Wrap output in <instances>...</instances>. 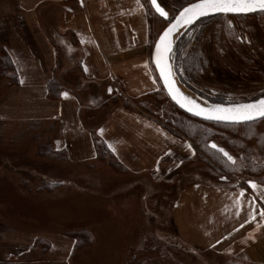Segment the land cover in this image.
<instances>
[{"label":"rangeland","instance_id":"rangeland-1","mask_svg":"<svg viewBox=\"0 0 264 264\" xmlns=\"http://www.w3.org/2000/svg\"><path fill=\"white\" fill-rule=\"evenodd\" d=\"M185 1L166 0L165 3V0H158L168 12V19L177 14L176 9L186 3ZM115 2L117 5H114ZM133 2V0L94 1L91 16L95 29L103 34L115 33L113 48L123 47L120 37L124 34L127 36L131 29L144 34L143 36L149 40L150 24L141 4L138 5L141 7V14L133 21L128 19V10L132 8ZM114 8L117 9L116 12ZM16 10V0H0V47L10 41L3 30L13 25L11 17L18 14ZM117 14L123 17V24L119 23ZM149 16L152 21L150 43L152 50L157 38L167 27L168 21L151 10ZM184 35L186 41L181 55L190 57V60L193 54L200 55L197 65H191L189 61L186 69L179 67L185 83L180 81L189 92L213 103L217 102L209 99L223 100L227 104L249 102L264 93V14L254 17L225 16L198 26L194 24L182 36ZM128 40L130 43L133 41L129 38ZM101 41L104 45V41L102 39ZM173 63L175 66V59ZM105 86L106 92L112 90L111 100L106 97L101 103L95 102V111L91 113L87 110L89 95L77 88L84 99L82 118L88 125H96L99 122L98 117H107L110 113L114 115L118 107L126 105L124 98L131 95L127 94V88L123 87L121 82L114 79L107 81ZM21 89L9 85L0 75L1 118L4 113L1 108L6 110L8 105L13 108V100L10 101L12 97L24 100V91L22 89L20 92ZM95 89L97 93L94 99L97 100L101 91ZM118 98L121 102L117 106L115 100ZM136 101L133 104L128 102L127 108L135 109L136 106L172 132L167 120L172 110L171 100H167L162 94H158V97L149 94ZM139 102L146 104L144 109L138 107ZM21 103L18 104L21 106ZM103 110L105 113H100ZM12 115L8 113V117ZM91 117H95L94 123L90 120ZM34 118L27 115L24 118L4 119L1 127L14 126L39 130V119ZM262 129L264 125L258 130ZM45 135H37L33 141L23 143L0 139V264L8 259L17 262L13 264H125L130 249L139 251L148 243L149 246L157 245L163 238L159 233L166 228V224H170L169 219H166L167 215H159L157 219L151 218L149 213L146 214L141 205L142 193L148 195L144 207L147 208V212L152 213L160 208L161 211H166L182 189L198 181H214L213 183L219 186H232L245 184L251 180L257 184V189L252 190L247 183L246 188L250 189L255 198L264 205V185L258 182L259 178H264V172L260 176L239 173L235 177L222 175L220 172L214 173L213 168L204 160H193L196 157L194 146L189 140L178 135L177 137L192 145L194 149V155L190 159L192 161H187L185 165L173 170V174L165 177L164 172L158 173L159 166H153L154 171H149L151 168L146 165L145 182L136 181L135 178L139 175L136 168L128 164L132 163L131 160L122 162L130 168L129 172L118 173L97 161L94 167L84 168L60 161L61 158L41 159L36 155L37 138ZM114 147V144H110L114 156L110 159L117 160ZM220 147L228 151L224 145ZM32 167L48 180L40 179ZM169 169L170 166L165 171ZM149 174L153 175L152 180H148ZM45 182H56L59 186L53 192L38 191L37 188ZM148 190L153 191L152 194H148ZM148 223L151 228L155 225V230H151ZM81 230L87 231L92 241L86 242L82 237L83 243L76 248L77 237L74 233ZM161 243L163 244V241ZM173 249L174 255L181 264H184V253ZM136 254L135 261H130V264H156L154 260L159 261L158 254L151 250L145 252L143 250ZM164 261L160 260L163 264H178Z\"/></svg>","mask_w":264,"mask_h":264},{"label":"crops","instance_id":"crops-1","mask_svg":"<svg viewBox=\"0 0 264 264\" xmlns=\"http://www.w3.org/2000/svg\"><path fill=\"white\" fill-rule=\"evenodd\" d=\"M94 1L16 0L18 14L15 12L17 15L11 17L13 25L3 30L10 40L3 46L15 62L20 81H24L18 87L25 94L23 101L17 97L10 99L13 108L11 105L6 110L1 108L4 113L0 117V139L12 143L29 142L52 127L51 147L64 157L60 161L84 168L94 167L97 159L91 133L81 120L84 99L77 88L89 95L87 110L90 113L95 111L97 102H103L106 97L111 100V92H106L107 81L121 82L127 94H131L124 99L131 104L159 89L150 64L148 39L131 29L127 36L120 37L123 47L113 48L115 33L103 34L95 29L91 16ZM133 1L128 10L131 21L141 14L137 0ZM116 16L123 24L121 14ZM128 38L133 41L130 43ZM51 79H56L64 87L63 92L69 95H61L57 101L49 99L47 83ZM95 88L101 91L97 100L94 99ZM115 101L120 105L119 98ZM134 108L120 106L114 115L98 117L99 122L93 127L109 148L114 144L115 156L124 167L127 168L123 163L131 160L128 164L136 168L139 175L136 181L145 182L146 165L151 168L149 171L159 166L158 173L164 172L165 177L192 161L194 149L187 147L189 142L136 106ZM8 113L13 115L8 117ZM27 115L39 119V130L1 127L4 119ZM90 120L94 123L95 117ZM168 166L170 169L165 171ZM32 168L40 179L47 178ZM127 169L125 173L130 168ZM147 178L152 180L153 175ZM213 182L198 181L186 186L166 211L160 208L147 212L144 206L148 195L141 194L146 214L157 219L159 215H167L169 219L170 224L159 233L163 238H158L182 251L184 264H264V216L260 215L264 205L246 184L219 186ZM147 192L152 194L153 191ZM148 226L155 230V225L151 228L148 223ZM13 263L17 262L3 260V264Z\"/></svg>","mask_w":264,"mask_h":264},{"label":"trees","instance_id":"trees-1","mask_svg":"<svg viewBox=\"0 0 264 264\" xmlns=\"http://www.w3.org/2000/svg\"><path fill=\"white\" fill-rule=\"evenodd\" d=\"M65 1H75V0H65ZM145 12L147 19L149 21V40H148V46H149V59L150 64L152 67L153 74L155 76L156 81L159 84V89L150 94L151 96H157L158 94H162L167 100H170L167 93L165 92L160 79L156 73V70L151 62V26L152 21L150 18V10L157 14L154 10V8L148 3V0H140ZM186 3L179 6L176 11L182 7L186 6L188 3L194 2V0H186ZM221 17H225V15H218V16H212L207 17L199 20L195 26H198L202 23H205L207 21L215 20ZM185 35L180 38V40L177 42L175 49L172 54V59H175V69L176 72L184 83V79L181 77L180 69L179 67L182 66L184 69L188 66V62L191 61V65H197L200 60L199 53L193 54L188 58V56L183 57L182 49L183 45L186 41ZM0 75L3 79H6L8 84L11 86H18L20 83L19 75L16 71V65L15 62L8 52V50L4 47H0ZM64 87L56 80L51 79L47 83V97L51 100L57 101L61 98V93L63 92ZM155 94V95H154ZM211 101L220 103V104H227L223 100H212ZM172 102V101H171ZM128 102H126L124 105L125 107H129ZM172 104V110H170V113L168 116L170 117L168 122L170 123V128L172 129V132H174L175 135H178L179 137H183L184 139H187L191 142V144L194 146L196 151V157L193 159L196 160H204L205 163L213 168L214 173L220 172L222 175H228V176H237L239 173H247L250 176H260L264 172V165H263V159H264V129L258 130L261 125H264V119L259 120L257 122H251L246 124H223V123H213V122H207L202 121L197 118H194L182 110H180L173 102ZM144 105H146L144 102H139L138 107H141L144 109ZM83 113L81 112V120L85 127L89 130L91 133V136L93 138V142L95 145L96 150V159L98 162H101L105 165H108L109 167L113 168L118 173H125L128 171L126 167H124L119 161L112 160L110 158L114 157L113 152L109 148V146L106 144V142L101 139L96 129L88 125L82 118ZM53 128L51 127L45 137H38V147L36 151V155L40 158H64L61 153L55 152L51 147V135H52ZM207 141L215 142L219 147L220 145H224L227 149L230 155H233L236 157V164L232 166L230 162H227L224 158L219 156L218 154H215L213 150L210 148H207L205 146V143ZM251 179V178H250ZM251 181V180H250ZM246 182V181H245ZM259 183H262L264 185V178H259ZM246 184V183H245ZM244 185V184H243ZM59 186V183L53 182H45L41 186L37 188L38 191H46V192H53L55 189H57ZM77 237V241L75 243V247L78 248L83 243L82 237L85 238L86 242L92 241V237L87 233V231H79L78 233H74ZM150 243L147 244V246L144 247V252L147 250L154 251L158 254V259L154 260L156 264H163L160 262V260H165L164 262H176L178 264H181V262L177 259L176 255H174V249L169 246L168 244L161 243V241H158L157 245H151ZM172 248V249H171ZM134 250L130 249L128 252V256L126 259L125 264H130V261H135L136 256L138 252H141L143 250ZM177 251V250H176ZM136 255V256H135ZM153 258H151L152 261ZM131 262V263H132Z\"/></svg>","mask_w":264,"mask_h":264},{"label":"snow or ice","instance_id":"snow-or-ice-1","mask_svg":"<svg viewBox=\"0 0 264 264\" xmlns=\"http://www.w3.org/2000/svg\"><path fill=\"white\" fill-rule=\"evenodd\" d=\"M81 3H83V0H81ZM137 3L140 4V0H137ZM148 3L161 17L168 21L167 27L155 43V62L160 69V75L164 80L168 94L176 104L185 108L188 112L208 120L242 123L255 120L258 117H264V99L255 103H234L228 106H202L198 104L193 97L186 95L176 86L175 79L173 78L172 65L168 62L171 58V38L182 26L191 25L194 20L208 14L223 13L238 15L258 10L264 11V0H194V2L188 3L186 6H182L178 10V14L174 15L171 19H168V12L165 11L164 7H161V4L157 0H148ZM140 6L143 7V5ZM229 25L231 26L230 21ZM85 71H87V68H85ZM23 82V80L20 81V83ZM108 91L111 92L112 90L109 89ZM61 94L65 97L69 95L67 91ZM205 146L213 150L215 154H218L227 162H230L232 166L236 164L237 158L230 155L228 151L223 147H219L215 142L207 141ZM187 147L192 148V145L188 144ZM221 179H225V177H221ZM246 183L251 186L252 190L257 189L255 182L247 181ZM243 194V189H241L240 195L243 196ZM237 204H239V201H237ZM260 215L264 216V211ZM252 218H255L254 215Z\"/></svg>","mask_w":264,"mask_h":264},{"label":"water","instance_id":"water-1","mask_svg":"<svg viewBox=\"0 0 264 264\" xmlns=\"http://www.w3.org/2000/svg\"><path fill=\"white\" fill-rule=\"evenodd\" d=\"M158 2V0H157ZM159 3V2H158ZM162 7V6H161ZM155 10V9H154ZM156 12V11H155ZM260 12H264V11H255V12H249V13H246V14H223V13H215V14H208V15H205V16H201L199 17L198 19L194 20L193 23L191 25H187V26H182L177 33H174L173 36H172V49H171V58L168 60V62L172 65V70H173V78L175 79V83H176V86L179 87V89L185 93L186 95L188 96H191L193 97L196 102L198 104H201L202 106H209V105H223V106H228V105H231V104H220V103H213V102H210L206 99H202L196 95H194L193 93L189 92L185 86L181 83L179 77H178V74L176 72V69H175V66H174V63H173V60H172V54H173V51H174V47H175V44L178 42V40L180 39V37L190 28L192 27L194 24H196L199 20L203 19V18H207V17H212V16H218V15H232V16H240V15H250V14H256V13H260ZM157 13V12H156ZM158 14V13H157ZM178 14V13H177ZM176 14V15H177ZM159 15V14H158ZM160 16V15H159ZM161 17V16H160ZM163 18V17H162ZM165 19V18H163ZM163 32V31H162ZM162 34V33H161ZM160 34V35H161ZM159 35V36H160ZM159 37L157 38L156 42L158 41ZM155 42V43H156ZM166 59H167V56H166ZM151 62L156 70V73L160 79V82L165 90V92L167 93L169 99L180 109L182 110L183 112H185L186 114L194 117V118H197L199 120H202V121H207V122H213V123H223V124H246V123H251V122H257L259 120H262L264 119V117H258L256 118L255 120H250V121H246V122H242V123H233V122H225V121H217V120H208V119H204L203 117H200V116H196L194 115L193 113L191 112H188L185 108H182L180 107L178 104H176L172 99L171 97L169 96L168 94V91H167V88L165 87L164 85V80L161 78V75H160V69L157 67L156 65V62H155V44L153 46V49H152V52H151ZM261 99H264V96L256 99V100H253V101H249V102H245L244 104L246 103H255V102H258L259 100Z\"/></svg>","mask_w":264,"mask_h":264},{"label":"flooded vegetation","instance_id":"flooded-vegetation-1","mask_svg":"<svg viewBox=\"0 0 264 264\" xmlns=\"http://www.w3.org/2000/svg\"><path fill=\"white\" fill-rule=\"evenodd\" d=\"M260 14H264V12H260V13H256V14H250V15H240V16H232V15H230V16H232V17H254V16H258ZM225 16H229V15H225ZM251 40H252V44H254L253 39H251ZM262 96H264V93L263 94H259L257 97L252 98L250 101L256 100V99H258V98H260Z\"/></svg>","mask_w":264,"mask_h":264}]
</instances>
